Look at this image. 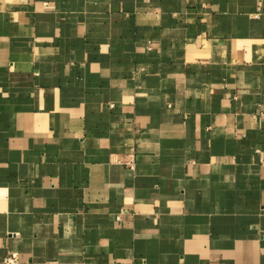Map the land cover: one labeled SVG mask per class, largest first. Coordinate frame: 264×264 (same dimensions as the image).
<instances>
[{
  "label": "crops",
  "instance_id": "crops-1",
  "mask_svg": "<svg viewBox=\"0 0 264 264\" xmlns=\"http://www.w3.org/2000/svg\"><path fill=\"white\" fill-rule=\"evenodd\" d=\"M264 264V0H0V264Z\"/></svg>",
  "mask_w": 264,
  "mask_h": 264
},
{
  "label": "built area",
  "instance_id": "built-area-1",
  "mask_svg": "<svg viewBox=\"0 0 264 264\" xmlns=\"http://www.w3.org/2000/svg\"><path fill=\"white\" fill-rule=\"evenodd\" d=\"M1 264H19L18 258L14 254H9L3 258Z\"/></svg>",
  "mask_w": 264,
  "mask_h": 264
}]
</instances>
